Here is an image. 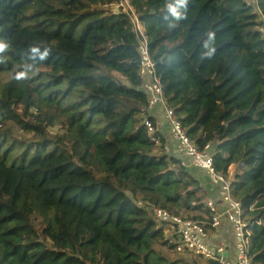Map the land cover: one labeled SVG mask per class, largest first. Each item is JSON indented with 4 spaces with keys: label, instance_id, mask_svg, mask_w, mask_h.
<instances>
[{
    "label": "trees",
    "instance_id": "obj_1",
    "mask_svg": "<svg viewBox=\"0 0 264 264\" xmlns=\"http://www.w3.org/2000/svg\"><path fill=\"white\" fill-rule=\"evenodd\" d=\"M117 1L0 0V264H191L154 205L210 230L200 179L144 124L139 36ZM129 2L188 136L217 171L236 165L264 264V0Z\"/></svg>",
    "mask_w": 264,
    "mask_h": 264
},
{
    "label": "built area",
    "instance_id": "obj_2",
    "mask_svg": "<svg viewBox=\"0 0 264 264\" xmlns=\"http://www.w3.org/2000/svg\"><path fill=\"white\" fill-rule=\"evenodd\" d=\"M113 11L124 10L128 12L135 24V29L139 36V75L141 77V89L147 95V106L144 114V124L151 139L155 143H160L159 124L153 121L155 112L161 113L164 121L169 125L172 138L176 142V148L180 154L190 157L193 165L204 170L214 184L225 203L224 209H220L213 199L207 201L210 210V228L218 227L223 219L228 220L234 229L236 238V256L229 257L225 243L212 246L209 243V228L196 219L176 215L160 207H151L157 221L165 222L169 225L172 241L176 244L178 251H186L193 257H202L218 261L220 264H253L249 247V223L244 217V209L239 200L235 199L231 193L232 177L226 176L223 172L217 171L214 166L212 144H206L200 149L188 136L181 120L176 116L174 109L168 105L163 84L157 73L156 63L153 59L149 40L144 32V27L137 16L129 0H118L110 4ZM264 33V25L260 27ZM155 120V118H154ZM164 151L170 152V147L164 145ZM182 164L187 165L185 159Z\"/></svg>",
    "mask_w": 264,
    "mask_h": 264
},
{
    "label": "crops",
    "instance_id": "obj_3",
    "mask_svg": "<svg viewBox=\"0 0 264 264\" xmlns=\"http://www.w3.org/2000/svg\"><path fill=\"white\" fill-rule=\"evenodd\" d=\"M153 114L155 121L159 124L158 135L160 136L161 139L165 141V144L170 147L169 154L177 156L181 159H185L187 162L186 166L188 167V169L200 179L201 185L207 193V198L213 199L217 203L220 209H224L225 203L221 199L218 188L211 183L210 178L207 176L204 170L195 167L193 165V162L190 157H187L179 153V151L176 148V142L172 138L169 125L164 121L162 114L158 112H155ZM235 170H236V165L232 164L229 167V171H228L231 177L235 173ZM209 234L210 235L208 241L212 246H216L220 243H225L227 245L226 249L228 256L233 258L236 256L235 233L232 224L228 220L223 219L218 227L210 228Z\"/></svg>",
    "mask_w": 264,
    "mask_h": 264
},
{
    "label": "rangeland",
    "instance_id": "obj_4",
    "mask_svg": "<svg viewBox=\"0 0 264 264\" xmlns=\"http://www.w3.org/2000/svg\"><path fill=\"white\" fill-rule=\"evenodd\" d=\"M30 113H33L34 115L30 116L31 120L33 121H41L38 120L36 114H41L43 116V118L45 117L44 113L41 112H37V110H35V108H31L30 109ZM43 124H45L47 126L48 131L53 134V133H57V134H63L65 132V129L62 127V123L60 121H58V119H54L51 120L49 118H45L43 119ZM20 124H17L16 126H14V130H15V135L18 136V138L20 139H28L31 138L32 134L30 133H26L24 132L21 128H19ZM174 257H186L188 258V260L190 261L191 264H207L205 263V259L202 257H191V256H187V255H179L177 253H175L173 255Z\"/></svg>",
    "mask_w": 264,
    "mask_h": 264
}]
</instances>
